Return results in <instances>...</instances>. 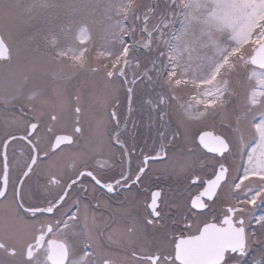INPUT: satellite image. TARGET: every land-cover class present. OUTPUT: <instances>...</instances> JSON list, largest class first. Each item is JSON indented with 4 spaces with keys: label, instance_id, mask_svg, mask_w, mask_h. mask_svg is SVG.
I'll list each match as a JSON object with an SVG mask.
<instances>
[{
    "label": "snow or ice",
    "instance_id": "snow-or-ice-1",
    "mask_svg": "<svg viewBox=\"0 0 264 264\" xmlns=\"http://www.w3.org/2000/svg\"><path fill=\"white\" fill-rule=\"evenodd\" d=\"M57 6L55 0H39L27 5L24 14L32 19L38 9ZM66 7L71 8L73 15L82 10L94 14L96 9L102 8L106 26L103 50L98 52L97 59L108 61L104 64V75L109 83L122 81L120 86H124L127 93L130 110L138 84L152 88L154 95L145 96L143 104L150 113H159L167 131L164 109L176 99V89L190 85L197 92L191 102L180 106L177 130L171 132L174 139L181 134L180 129H186L189 124L200 125L194 140L204 158L200 167L201 170L208 166L212 169L211 178L207 180L192 174V182L200 183L201 190L190 197L189 212L207 209V201H214L225 187L235 195L230 198L219 222L213 217L212 222H203L202 227L198 224L194 234L172 235L169 241L173 245L172 253L142 255L133 250L130 259H113L105 244L119 243L118 237L122 234L115 229L107 233L97 231L96 216L81 213L83 202L73 197L72 190L78 184L83 188L84 178H90L94 186L108 193L118 188L130 190L142 183L150 162L164 159L166 152L161 154L164 144L161 143L160 151L154 155L141 149L133 169L136 150L130 149L122 138L121 121L113 109L109 116L115 128L109 139L121 151L118 178L98 176L85 163L78 167L75 162L71 163L68 166L73 169L71 176L66 170L53 171L60 153L75 144L76 134L83 133L81 93H69L57 85L55 104L44 100L51 111H40L29 103L26 106L30 118L25 119L28 113L15 118L23 124V134L6 132L5 139L0 141V209L7 210L0 214V264H131L132 261L135 264H242L249 254L250 239H255L262 248L259 257H253L250 264H264V216L252 214L258 202L264 203V0H168L166 11L159 15L153 8L140 12L136 0H81L79 4ZM177 16L180 27L174 29ZM59 31L70 36L73 43L62 46L56 33H51V39L46 37L54 52L53 62L69 63L73 69H87V45L92 41L87 24L70 20ZM141 48L155 55L149 56L144 64L139 60L132 63L133 51ZM11 58V48L0 35V61L9 62ZM234 76L239 77L236 86ZM18 78L22 83L11 94H8L11 81L0 78V91L4 93L0 94V104L13 105L20 98L28 76ZM51 78L64 81L71 76L65 75L61 67L51 73ZM118 93L119 86L114 97L116 103ZM40 94L43 96V90ZM34 95H29L27 100L31 102ZM234 99L235 106L229 111ZM69 107L73 116L72 133L57 134V127ZM20 111L23 113L24 108ZM99 126H103V122ZM225 128L230 130L227 134ZM160 137L163 141L165 132H161ZM13 144L23 145L22 163L15 152L12 156L18 168L15 178L8 153ZM237 160L240 164L234 168ZM115 166L106 160L99 163L98 170ZM37 169L41 170L43 178V183H37L43 199L28 203L36 195L30 182L38 175ZM10 185L13 186L11 199ZM161 198L160 190L151 193L146 205L149 210L146 225L163 227ZM70 203L75 205V210L66 208ZM21 210L38 220H27ZM183 223L191 233L196 221L190 222L185 216ZM253 223L256 228H250ZM136 231L133 218L126 232L132 235ZM213 253L219 256L218 261L212 259Z\"/></svg>",
    "mask_w": 264,
    "mask_h": 264
},
{
    "label": "flooded vegetation",
    "instance_id": "flooded-vegetation-1",
    "mask_svg": "<svg viewBox=\"0 0 264 264\" xmlns=\"http://www.w3.org/2000/svg\"><path fill=\"white\" fill-rule=\"evenodd\" d=\"M14 54V51L11 49L12 58L10 61L15 59ZM3 63L5 62L0 61V78L10 80V90L14 92V87L17 88L20 85V82L18 83V75L22 69L18 65L17 67L13 66V69L5 74L1 71ZM120 85H122V81H119L118 103L114 100L116 93L113 97L110 95L106 108L108 118L105 125L103 121L105 135L99 129L102 120L98 118L95 112H93L92 116H88L84 111L86 100L82 97L83 112L80 117V125L83 128V133L75 135V144L71 148H65L64 152L60 153L56 159V168L53 169V171L61 172L66 170L68 175L71 176L73 169L68 167L71 163L75 162L77 167L81 163H85L87 168L94 170L98 176H116L118 178L121 170V151L116 145L111 144L109 139L115 128V122L110 121L109 116V113L113 109L117 111L121 121V128L123 129L122 138L127 141L130 149L134 147L136 150L133 156V169H135L136 157L138 158L140 155L141 149L145 153L154 155L156 151H160L161 143L164 144V150L161 153L163 155L166 152L164 159L150 162L149 169L142 178V183L134 185L130 190L118 188L117 191L108 193L105 189L94 186V182L90 178H84L82 180L83 188L78 184L72 190L73 197H78L83 202L81 204V213L87 212L88 214H94L96 216L97 231L107 233L109 230L115 229L118 234H122L118 237L119 243L113 245L105 244V247L109 250V254L117 261L125 257L130 259L133 250L142 255L156 252L163 254L172 253L173 245L169 242L172 235L181 232L185 235L194 234L198 224L202 227L203 222H212L213 217L216 218V222H219L222 219L226 207L230 203V198L235 195L230 193L227 187H225L220 191L214 201H207L209 204L207 209L198 213L195 210L189 212L190 197L195 196L201 190L200 183L192 182V174L195 173L201 176L203 180H207L211 178L212 173L210 166L205 167L203 170L200 167V163L204 158L200 155L201 150L194 142L197 128L200 125L191 123L186 129H180L181 134L179 136L174 139L171 136V132L177 130V124L181 116L180 106L191 102L192 97L187 98L184 92L179 91L180 88L176 89L174 93L176 99L172 100L170 106L164 109L167 113L165 120L168 124V130L165 131L163 122L159 119V113H150L147 106L143 104L145 96L148 94L154 95L153 89L150 87L146 88L143 84H138L133 94L130 110L127 93L124 86ZM158 90L156 89V91ZM0 94L4 93L0 91ZM8 94L11 93L9 92ZM196 95L197 93L193 92V96ZM24 101L20 96L13 105L0 104V141L5 139L6 132H10L13 135L23 134V124L15 118L25 113H28L25 119L30 118L31 113ZM31 104L36 106L38 103L32 102ZM232 104L234 103L231 102ZM21 107L24 108L23 113L20 111ZM49 111H51V108L45 104L44 112ZM67 111L69 112L70 109L68 108ZM4 114L7 115L6 119H4L6 117ZM72 119L73 116L70 114L66 115L57 127V134L62 132L72 133ZM11 127L15 129L11 131ZM224 131L227 134L230 130L225 128ZM161 132H165L163 141L160 137ZM22 147V144H13L10 145L8 150L13 178H15L16 172L18 171L16 163L12 158L13 152H15L17 160L22 163V158L20 157ZM106 160L109 163H115L116 166L110 170H98L99 163H103ZM239 164L240 162L237 160L233 167H238ZM37 173L38 175L33 176L30 182V187L36 195L28 203H37L43 199V195L37 189V183H43L41 170L37 169ZM12 189L13 186L10 185L9 199H11ZM156 190L162 192L161 210L164 219L160 223L163 227H154L145 224V218L149 215V210L146 209V205L150 202L151 193ZM67 207L75 210V205L71 203L66 205ZM6 212V209H0V214ZM22 214L29 221L38 220L37 217H31L23 212ZM252 214L255 217L263 215L264 203L258 202L252 209ZM185 216L189 218L190 222L193 219L196 221L193 224L191 233L184 227L183 217ZM133 218L136 220L137 231L129 235L126 229ZM173 221H177V223H173ZM250 228H256V225L253 223L250 225ZM257 235H260L258 229ZM249 244L251 245L249 254L243 259L242 264H250L255 250L260 246L255 239H250ZM131 264H135V262L132 261Z\"/></svg>",
    "mask_w": 264,
    "mask_h": 264
},
{
    "label": "rangeland",
    "instance_id": "rangeland-1",
    "mask_svg": "<svg viewBox=\"0 0 264 264\" xmlns=\"http://www.w3.org/2000/svg\"><path fill=\"white\" fill-rule=\"evenodd\" d=\"M152 1L153 9L156 10L157 15L166 11L168 0ZM38 2L39 0H0V34L5 37L10 48L15 53V59L3 63L1 71L7 74L13 69V66L17 67V65L22 69V71H19L18 76L27 75L28 80L25 83L21 99H24V103L27 105L28 103L37 102L36 107L40 111H44L45 103L43 102L45 99L55 104L56 95L54 89L57 85L69 93L79 91L86 100L84 111L88 116H92L93 112H95L98 118L102 122L104 121L105 125L108 118L106 108L110 95L113 97L116 93L119 81L109 83L104 75V64L108 61L97 59L98 52L103 50L101 46L104 44L106 26L102 8L96 9L94 14H90L87 10H82L78 14L73 15L71 8L66 7V5L73 3L79 4L81 0H55V3L58 5L56 8L38 9L34 13V18L29 19L24 14L25 7ZM136 3L139 5L138 10L140 12H144L152 6L150 0H136ZM179 19L180 17L177 16L176 23L173 26L174 29L180 27ZM70 20H75L77 24H87L88 34L92 38L91 43L87 45L89 49L86 54L88 60L87 69H73L69 63L59 65L52 60L54 52L49 47L45 38L51 39V33H56L60 37L62 46L66 47L71 45L73 43L72 38L59 31ZM141 49L133 51L131 57L132 63L139 60L141 64H144L149 56L155 55V53H149L147 55L148 53L144 49H142L144 51ZM61 67L65 75L71 76L70 80L56 81L51 78V73L59 70ZM92 69H99V71L93 72L91 71ZM129 78H131V70H129ZM238 79V76L233 77L234 86H236ZM19 82L22 83L20 79H18ZM178 88H180L179 91L186 94L187 98L193 97V92L197 93L190 85L187 87L181 85ZM14 89L16 90L15 87ZM40 90H43V96L40 94ZM9 92L11 93V90ZM33 93H35L33 100L29 102L27 97ZM232 103L234 104L231 105L230 103L229 111L232 110L231 107L233 108L235 106V99ZM95 105L97 106L96 108ZM69 109L70 111H67V115L70 114L72 116L71 107ZM56 111H60L58 106H56ZM5 116L4 119L7 118V115ZM104 125L103 127L99 126L103 135H105ZM14 129V127H11L10 130L12 131ZM261 216H264V214ZM261 250L260 245L255 250L253 257H259Z\"/></svg>",
    "mask_w": 264,
    "mask_h": 264
},
{
    "label": "water",
    "instance_id": "water-1",
    "mask_svg": "<svg viewBox=\"0 0 264 264\" xmlns=\"http://www.w3.org/2000/svg\"><path fill=\"white\" fill-rule=\"evenodd\" d=\"M150 2H151V8H153V1L152 0H150ZM218 255L217 254H215V253H213V255H212V259H214V260H219V256L217 257Z\"/></svg>",
    "mask_w": 264,
    "mask_h": 264
}]
</instances>
